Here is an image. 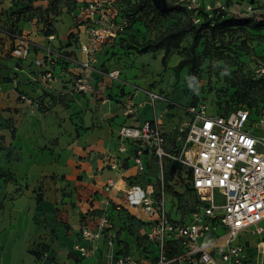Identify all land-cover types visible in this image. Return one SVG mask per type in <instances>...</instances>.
I'll use <instances>...</instances> for the list:
<instances>
[{"label": "crops", "instance_id": "obj_1", "mask_svg": "<svg viewBox=\"0 0 264 264\" xmlns=\"http://www.w3.org/2000/svg\"><path fill=\"white\" fill-rule=\"evenodd\" d=\"M13 1L0 0V21L8 22ZM12 16L19 18L16 23L33 48L25 59L15 56L13 40L0 33V252L16 250L14 264H19L20 251H26L25 259L32 261L27 251L41 242L53 251L55 264H103L109 249L105 241L98 248L91 246L89 255L76 248L77 244L90 246L80 236L81 226L87 222L94 228L98 217L117 214L116 205L125 201L130 185L156 188L162 168L151 148L121 137L120 127L140 126L157 117L165 131V147L172 152V142L179 139L174 129L180 125L173 120L184 119L169 112L166 100L151 102L140 89L143 84L131 81L142 78L144 90L165 89L157 80L162 76L158 52L149 54L146 60L151 65L146 66L134 61L123 68L111 66L112 62L101 67V56L86 68L73 64L60 68L55 62L59 80L52 88L60 97L50 109L42 110L32 99L49 89L43 78L49 63L38 62L45 48L69 50L80 61L86 54L69 40L74 29L65 30L58 18L50 26L38 17ZM113 71L115 76L110 75ZM131 107L134 110L128 113ZM166 116L171 117V125L165 124ZM140 153L144 170L134 160ZM171 161L165 159L163 166L173 186L176 162ZM110 183L113 186L107 189ZM127 215L114 216L117 228L121 227L132 255L152 264L135 249L127 232ZM146 245L154 249L151 243Z\"/></svg>", "mask_w": 264, "mask_h": 264}, {"label": "built area", "instance_id": "obj_2", "mask_svg": "<svg viewBox=\"0 0 264 264\" xmlns=\"http://www.w3.org/2000/svg\"><path fill=\"white\" fill-rule=\"evenodd\" d=\"M97 5H92V12ZM216 8L229 9L241 17L264 20V9L252 2H234L228 7L219 2ZM14 36L17 45L13 53L26 58L32 43L23 35ZM82 50L86 54L84 61L72 53L45 48L49 66L43 78L49 87L57 80L54 57L64 58L73 64L81 63L85 68L91 66L96 57L88 45L83 44ZM38 62L42 64L45 59ZM116 73L113 71L110 75L115 76ZM145 90L151 102L168 99L159 91ZM185 108L188 120L179 126L182 143L174 153L165 147V131L157 117L140 126L120 127L121 137L142 141L151 148L162 168L156 188L130 185L125 190V201L117 203L116 209H125L145 222L139 228L140 235L158 246L153 264H185L187 260L199 264H246L244 247L237 241L240 234L249 228L254 232L264 230L261 224L264 220V119L254 120L253 109L246 106L235 107L229 112H210L205 103L189 104ZM133 110L131 107L128 113ZM248 122L250 126H260L261 130L250 129L246 126ZM165 159L185 167L187 188L195 202L194 207L178 205L176 214L170 205L171 183L163 166ZM134 160L139 170L145 169L142 153ZM111 186L112 183L107 189ZM110 216L98 217L94 228L87 222L83 223L80 236L90 246L77 244L76 248L82 255H89L91 246L98 248L103 237L109 248L104 254L103 264H140L128 253H117L118 228ZM170 241L176 242L174 246L184 252L170 256L169 251L173 247H170Z\"/></svg>", "mask_w": 264, "mask_h": 264}, {"label": "rangeland", "instance_id": "obj_3", "mask_svg": "<svg viewBox=\"0 0 264 264\" xmlns=\"http://www.w3.org/2000/svg\"><path fill=\"white\" fill-rule=\"evenodd\" d=\"M219 2L228 6H232L234 2H252L254 6L264 9L262 0H22L25 5L23 8L27 10L26 17H38L47 22L52 20L51 24L58 18L65 30L73 28L68 35L70 42L81 50L83 44L88 45L91 53L97 58L91 62L92 65L97 63L98 56H101V67L109 66L112 62L111 66L117 68L131 66L134 61L145 66L151 65L146 60L150 53L158 52L162 60L164 49L148 53H141L140 50L179 21L184 22L192 18L199 25H204L205 13L211 17ZM228 2L230 4H227ZM166 3H179L185 9L167 12ZM92 5H97L94 12ZM137 7L142 9L136 11ZM69 20L72 22L69 23ZM22 35L28 38L25 34ZM194 56L200 57L199 65L191 68L190 62L182 69L175 70L179 60ZM44 57L45 55L42 58ZM161 74L157 80L165 85L164 91L161 92L168 94L166 103L169 112L174 117L184 119L183 121L188 120L185 107L194 103L207 104L210 112H229L235 107L246 106L253 109L254 120L259 121L261 117L264 119V28L236 26L218 30L213 35L210 29L205 27L196 44L189 33L178 47L171 49L166 64L162 63L160 67ZM133 79V83L136 81L140 85L143 84L141 86L144 88L142 78ZM143 88H140L142 93L148 95ZM173 121H176V125L183 122L178 118ZM173 121L170 116L165 117V124L171 125ZM249 124L250 122L246 126L250 129L261 130L260 126ZM179 126L174 129L178 132L176 138L182 134ZM181 143V139L172 142L173 153ZM173 166L176 183L169 188V200L172 212L176 214L178 205L194 207L195 202L192 192L187 188V170L179 163H173ZM143 217L146 215L143 214ZM261 224L264 227V220ZM103 241L102 237L99 245L103 244ZM237 241L244 247L246 264H264V230L254 232L253 228H249L240 234ZM151 245L158 250L154 242ZM32 250L42 251L41 242L35 243V247L27 251L33 255L32 261L25 259L26 251H20L19 264H55V256L50 248L46 253L43 252L41 257H36ZM15 253L16 250L0 252V264H14ZM185 264L193 263L187 260Z\"/></svg>", "mask_w": 264, "mask_h": 264}, {"label": "trees", "instance_id": "obj_4", "mask_svg": "<svg viewBox=\"0 0 264 264\" xmlns=\"http://www.w3.org/2000/svg\"><path fill=\"white\" fill-rule=\"evenodd\" d=\"M232 1H234V0H232ZM227 4H230V2H228ZM23 6H25V5H23L22 0H14L10 11H7L8 17L5 20H8V22L5 21V22H7V23H5L3 21H0V33H3L4 35H6L7 37H9L10 39L13 40V42H14L13 50L15 49V47L17 45V40L15 39L14 35H22L24 33L21 31V29L18 27V25L16 23V21L19 18H13L12 15L18 13L20 16L23 15L24 18H28L25 16L27 13V10L25 8H23ZM225 6H228V5H225ZM140 9H142V8L137 7L136 11H140ZM183 9H185V7H182L179 3H177V4H167L166 3L165 4V10L167 12H171V11H175V10H183ZM204 17H205L204 25L203 24L199 25L194 20H192V18H188L184 22H181V21L177 22L174 26H172L168 30H166L158 39H156L154 41H150L146 46H144L142 48V50H140V52L141 53H148L150 51H158L160 49H164V54L162 56V63L165 65L166 64V58L170 54L171 49L173 47H178L181 44V42L183 41V38L189 33L192 34V36L194 38V44H196L198 42V40L202 37V30L205 27H208L213 35H215L218 30H225L228 28L236 27V26L241 27V26L249 25L252 28H264V20L259 21V20L252 18V17H241L239 15L233 14L228 9H226V10L214 9L211 17H208L206 13H205ZM28 19H31V18H28ZM51 21L52 20H49L48 22L47 21H43V22H46L47 25L53 26V24H51ZM213 21L215 23L212 24ZM49 31H53V29L49 28ZM31 48H33V45L30 46L29 53L31 52ZM63 51L71 53L69 50H63ZM45 57L47 58L48 56L45 55ZM20 58H22V57H20ZM54 59H55V62L57 63V65L60 66V68H65L66 64H73L70 61H67L66 59L61 58V57H54ZM45 62H47V65H48L49 61L47 59H45ZM190 62H191V68H193L194 66L199 65L200 57L194 56L193 58H182L181 60H179L178 64L175 66V70L178 71L179 69H182L183 67L187 66ZM55 64H54V66H55ZM78 64L79 63H75L73 65H78ZM54 75H56L55 72H54ZM56 77H57V75H56ZM53 83L49 89H47V90L45 89L47 94L43 93L41 96L33 98V99L30 97L33 100V103H35L39 108H41L44 111L50 109L52 103L54 101H57L60 97L59 95L54 94V91H53L54 89L52 88ZM159 92H161V91H159ZM49 94H53V96L54 95L55 96L53 97V96H50ZM194 104H196V103H194ZM125 211H127V210H125V209L118 210L117 214H113L110 217H112L113 221H114L115 215L120 216L122 214H129V215H127V217L130 220V223H129L130 225H129V227H127V232L134 239L135 249L136 250L138 249V252H141L142 254L145 255L146 258H149L150 262L153 264L155 259H156L157 251L154 249L148 248V246L146 244L152 243V242L148 241L146 236H141L139 233V228L144 226L145 222H142V221L136 219L133 214L129 213L128 211L127 212H125ZM121 232H122V230L120 227V228H118V231H117L116 251H117V253L125 252V253L132 255L129 243H127L126 240L122 237ZM175 243L176 242H174V241L169 242L170 247L173 246L172 249L169 251L170 256L184 252L181 249L179 250V248L177 246H174ZM41 247H42V251L32 250L31 252L36 257H41L43 255V252L46 253L47 249H49V245L45 244V243H41ZM137 259L139 260L140 264H145L139 258H137ZM192 263L193 264H199L198 262H192Z\"/></svg>", "mask_w": 264, "mask_h": 264}]
</instances>
